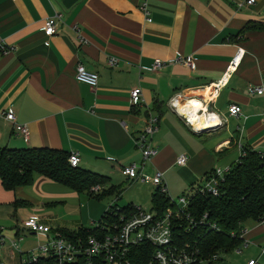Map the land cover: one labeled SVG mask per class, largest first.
Wrapping results in <instances>:
<instances>
[{"label":"crops","instance_id":"crops-1","mask_svg":"<svg viewBox=\"0 0 264 264\" xmlns=\"http://www.w3.org/2000/svg\"><path fill=\"white\" fill-rule=\"evenodd\" d=\"M55 12L57 32L47 35L42 22ZM251 23L264 25V0L249 6L243 0H0V147L74 152L77 166L107 176L105 187L119 175L138 182L121 175L119 167L141 163L134 140L148 112L157 118L151 139L156 153L141 172H162L168 195L177 197L214 168L232 165L242 150L264 154V27L242 30ZM236 46L243 49L240 62L211 104L221 125L193 131L167 100L216 81ZM186 56L191 69L177 62L148 69L155 59ZM108 57L116 59L113 66L106 64ZM77 63L97 74L94 88L74 79ZM248 85L263 92L248 94ZM133 87L140 88V104L129 101ZM229 104L239 106L238 116L227 114ZM7 110L26 127V137L3 117ZM180 154L186 156L183 165L175 163ZM32 180L12 190L0 181L5 264H20V257L36 252L45 240L17 227L26 218L36 216L52 230L65 231L93 220L82 210L89 204L87 192L43 175ZM17 237L22 239L14 247L11 240ZM243 238L232 251L242 254L251 245L257 253L247 252L241 264L249 259L264 264V220L247 221ZM222 259L213 264H231Z\"/></svg>","mask_w":264,"mask_h":264},{"label":"built area","instance_id":"built-area-1","mask_svg":"<svg viewBox=\"0 0 264 264\" xmlns=\"http://www.w3.org/2000/svg\"><path fill=\"white\" fill-rule=\"evenodd\" d=\"M254 0H243V5L249 6ZM144 2L140 3V8L145 11ZM148 20V18H146ZM60 14L55 12L42 22V29L47 35L57 32V21ZM2 48V47H0ZM243 54V49L236 46L234 53L227 62L221 76L214 82L198 88L202 94H181L177 92L171 96L166 104L185 125L193 131L209 130L221 125L222 119L218 113L212 109L211 104L216 98L219 90L225 86L230 74L238 66ZM116 59L108 57L106 64L113 66ZM177 62L191 69L192 59L189 56L177 57L169 60H153L150 70H155L165 63ZM74 79L94 88L97 84V74L86 70L81 63H77L74 68ZM248 94H261V86H246ZM195 99L198 107L195 109V117L200 119H213L212 124L196 127L190 118V113L185 109L190 100ZM129 101L132 105L140 104L141 92L139 87L129 90ZM229 116H238L240 108L237 104H229L227 108ZM3 117L13 124L15 132L21 133L24 137L27 130L24 125L15 123L14 114L11 110L4 112ZM157 130V118L147 112L145 122L141 132L135 138L134 143L141 155V163H129L119 167V172L124 177L139 179L140 181H150L161 194L168 200L169 206L163 210H158L154 205L149 210H144L141 206L132 203L125 206L109 204L101 217L92 221L91 226H87L86 232L66 236L59 230H52L50 226L41 223L36 216L24 219L19 229H25L34 234L45 236L44 242L38 246L36 252L20 257V264H206L208 261L215 262L222 259L221 251L203 257L197 243L184 241V234L191 233L199 227L205 229H216V225L208 220V214L196 216L190 210L191 198L197 194H217L220 180L229 170V167L214 168L209 174L196 184H192L177 198L168 195L166 181L162 172L155 170L151 175L141 172L142 165L151 158L156 149L151 145L152 135ZM242 150L239 158L244 156ZM78 156L71 152L67 161L71 166L78 164ZM186 156L180 154L176 157L175 163L183 165ZM94 192L100 191V186L91 189ZM119 198V197H118ZM245 229L240 232L243 237ZM17 237L11 240L14 247H18ZM6 237L0 229V250L5 244ZM264 253V242L261 246ZM0 264H5L0 254ZM246 264H258L255 259H249Z\"/></svg>","mask_w":264,"mask_h":264},{"label":"trees","instance_id":"trees-1","mask_svg":"<svg viewBox=\"0 0 264 264\" xmlns=\"http://www.w3.org/2000/svg\"><path fill=\"white\" fill-rule=\"evenodd\" d=\"M263 27L264 25L251 23L242 30ZM244 151V156L230 165L220 180L217 194H197L191 198L192 214L199 216L206 212L208 220L217 227H199L183 235L184 241L197 243L203 257L208 258L213 253L227 252L239 247L244 242L240 232L245 229V223L264 220V154L250 149ZM68 154L64 150L49 147H0L1 184L7 190L27 186L33 182V175L38 174L78 193L87 192L91 196L100 192L102 195L117 193V197H120V184L105 187L108 183L107 176L77 165L71 166L67 161ZM94 186H100V191H92ZM151 198L158 210L169 206L168 200L157 189ZM86 230L87 226H82L73 231H59L71 237ZM213 263L208 261L206 264Z\"/></svg>","mask_w":264,"mask_h":264},{"label":"rangeland","instance_id":"rangeland-1","mask_svg":"<svg viewBox=\"0 0 264 264\" xmlns=\"http://www.w3.org/2000/svg\"><path fill=\"white\" fill-rule=\"evenodd\" d=\"M195 94H202V92L198 91ZM144 171H148V167H145ZM112 182L114 185L120 184L122 186V192L120 193V197L118 198L117 193L102 195V192L97 195L90 196L89 194H84L86 196L87 202L85 207L82 206L83 214L87 217V219H93V222H96L109 204L117 205V206H125L127 204L132 203L135 206H141L144 210H149L152 208V198L151 195L155 186L153 187L150 183L143 182H131L122 178L120 175L118 178H113ZM152 190V191H151ZM172 196V195H171ZM177 198L176 195L173 196ZM86 213V214H85ZM92 221L88 222L86 226H91ZM14 249V248H13ZM256 252L257 250L253 248L251 245L242 249V254H238L235 251L229 250L226 253H222L223 262H229L231 264H241L247 252Z\"/></svg>","mask_w":264,"mask_h":264},{"label":"bare ground","instance_id":"bare-ground-1","mask_svg":"<svg viewBox=\"0 0 264 264\" xmlns=\"http://www.w3.org/2000/svg\"><path fill=\"white\" fill-rule=\"evenodd\" d=\"M198 107V102L195 99L190 100V102L188 104H186L185 109L187 110V112L190 113V118L191 120H193V125L196 127L199 126H203L206 125L208 126L209 124H212V122L214 121L213 119H200L195 117L194 113H195V109Z\"/></svg>","mask_w":264,"mask_h":264}]
</instances>
